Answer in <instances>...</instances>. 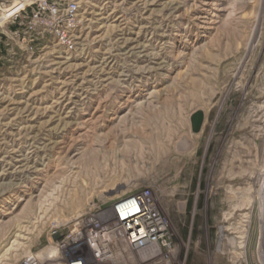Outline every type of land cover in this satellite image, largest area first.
Segmentation results:
<instances>
[{
	"label": "rangeland",
	"instance_id": "obj_1",
	"mask_svg": "<svg viewBox=\"0 0 264 264\" xmlns=\"http://www.w3.org/2000/svg\"><path fill=\"white\" fill-rule=\"evenodd\" d=\"M76 1L72 51L0 34V264L130 195L174 251L104 264H264V0Z\"/></svg>",
	"mask_w": 264,
	"mask_h": 264
},
{
	"label": "built area",
	"instance_id": "obj_2",
	"mask_svg": "<svg viewBox=\"0 0 264 264\" xmlns=\"http://www.w3.org/2000/svg\"><path fill=\"white\" fill-rule=\"evenodd\" d=\"M80 9L81 4L76 0H0V34L7 37V28L16 26L17 30L9 31L21 36L23 41H40L45 35H49L60 42L61 37L65 35L64 27L79 22ZM64 47L67 51L75 48L69 40ZM139 197L141 196L131 195L122 203H115L116 222L114 223L119 222L118 216L120 222H123L132 211L140 213L142 206L138 201ZM159 220L162 221L161 217ZM65 237L58 242L61 243ZM96 239L100 241L95 232L92 233L85 229L78 231L71 240L58 246V255L53 258L52 262L46 264H104L108 261L115 262L116 257L121 256L125 251L137 253L136 248L127 245H124L122 250L113 251L112 245L116 243L113 238L108 237L98 244H96ZM120 241H122L121 238ZM162 241L168 247L172 246L167 231ZM33 255L23 258L20 264H45V261L40 262Z\"/></svg>",
	"mask_w": 264,
	"mask_h": 264
},
{
	"label": "bare ground",
	"instance_id": "obj_3",
	"mask_svg": "<svg viewBox=\"0 0 264 264\" xmlns=\"http://www.w3.org/2000/svg\"><path fill=\"white\" fill-rule=\"evenodd\" d=\"M104 2V3H108L111 0H89L88 2ZM81 16V14H80ZM215 16V15H214ZM80 24V20L79 22H77V24H70L67 27H64V36L61 37L60 42H57L56 44L58 45V47H60L61 49L64 48V45L66 44V42L69 40L70 43H72L75 47L77 45V40H78V36L76 34V29ZM254 45V44H253ZM252 45V46H253ZM252 49V48H251ZM66 50V49H65ZM251 51V50H250ZM251 54V53H250ZM247 57V56H246ZM249 57V56H248ZM247 78V77H246ZM250 78V77H249ZM246 81V80H245ZM246 84V82H245ZM242 87V86H241ZM249 87V86H248ZM251 88V87H250ZM246 90V89H245ZM262 107V106H261ZM262 110V108H259ZM257 110V109H256ZM260 110V113L262 112ZM259 111V110H257ZM257 111H255L257 113ZM257 113V114H260ZM263 113V112H262ZM253 115V114H252ZM259 116V115H258ZM263 116L262 114H260V117ZM264 118V117H263ZM262 118V119H263ZM251 119V118H250ZM253 119V118H252ZM261 119V118H260ZM261 119V120H262ZM258 120V119H255ZM259 120V121H261ZM263 123V122H262ZM250 127V126H249ZM252 127V126H251ZM258 127V126H257ZM264 127V126H263ZM262 128V127H261ZM260 128V129H261ZM252 129V128H251ZM263 129V128H262ZM261 129V130H262ZM255 130V129H254ZM253 130V131H254ZM259 130V129H258ZM257 132H260L258 131ZM263 131V130H262ZM261 131V132H262ZM263 136V135H262ZM29 166V165H27ZM27 166H25L27 169ZM34 168V167H33ZM260 168V167H259ZM35 169V168H34ZM264 170L262 169V172ZM258 172V171H257ZM14 173V172H13ZM22 174V173H21ZM263 174V173H262ZM261 174V175H262ZM24 176V175H23ZM261 177V176H260ZM131 196V195H130ZM127 196L125 198L120 199L118 202H116L117 204L122 203L123 201H125L126 199H128ZM149 200L144 196H141L138 198V201L140 203V205L142 206V210L140 211V213H136L137 211H132L127 219H125V221L120 222L119 216H118V220L119 222L117 223H105L102 225H91L89 224L88 226H85L83 228H79L76 227L74 228L69 234L68 236L65 237V239H63V241L61 243H66L67 241L71 240L72 237H74L75 233L78 231H82V230H88L91 231L92 233L95 232L97 234V236H99L100 241L98 239H96V244H98L99 242H102L101 240L103 239H108L109 238H113L115 239V242H120V238L122 240V242L125 243V245H127L128 247H134L137 249V253L141 258V261H149L152 259H155L159 254L160 251L162 252V248L164 247L166 249V252H170V251H174V249L171 246H167L165 244H163L162 239L164 237V234L167 231V224L166 222H164V220L160 221L159 220V214H157L155 207H153L154 205H152V203L149 202H145V201ZM253 209V208H252ZM259 209V208H258ZM244 214V213H243ZM251 214V213H250ZM247 215V214H246ZM245 215V216H246ZM241 217L242 214L240 215ZM244 216V217H245ZM250 216V215H249ZM252 217V216H251ZM249 218V217H248ZM162 219V218H161ZM245 219V218H244ZM237 221V220H236ZM240 221V220H239ZM238 222V221H237ZM233 223V222H232ZM240 223V222H239ZM248 223V222H247ZM234 225V224H233ZM243 225V224H242ZM245 226V225H244ZM246 227V226H245ZM244 227V228H245ZM228 228V227H227ZM230 228V227H229ZM242 228V226H241ZM248 228V227H247ZM234 229V228H233ZM226 229H223L219 232L218 235L223 234L225 232ZM247 230V229H246ZM231 231V230H230ZM232 231H236V227L235 230ZM240 233V232H239ZM242 233V232H241ZM236 235V234H235ZM223 236V235H222ZM234 236V235H232ZM241 236V235H240ZM154 237V238H153ZM243 237V236H242ZM230 238V237H229ZM232 239V237H231ZM229 239V240H231ZM239 239V238H238ZM237 239V241H238ZM242 239V238H241ZM240 239V240H241ZM247 239V238H245ZM234 239H232L233 241ZM236 241V240H235ZM60 242V241H59ZM57 242H53V244H51V248H53L54 251H56V253H51V254H46V252H41L40 254H34L33 256L35 257V259H38L40 262H43L46 260V258L48 257H52V259L54 257H56L57 251H58V246L61 244ZM234 242V241H233ZM243 242V241H242ZM236 243V242H234ZM239 243V242H238ZM235 245V244H234ZM243 244H241L242 247ZM48 247V248H49ZM168 247V248H167ZM48 248L46 250H48ZM49 248V249H51ZM131 248V249H132ZM236 248V247H235ZM167 249H170L169 251H167ZM164 253V252H163ZM32 254H28L25 256V258L31 256ZM160 256V255H159ZM159 259V258H158ZM161 259V258H160Z\"/></svg>",
	"mask_w": 264,
	"mask_h": 264
},
{
	"label": "water",
	"instance_id": "obj_4",
	"mask_svg": "<svg viewBox=\"0 0 264 264\" xmlns=\"http://www.w3.org/2000/svg\"><path fill=\"white\" fill-rule=\"evenodd\" d=\"M202 120H203V114L201 111H197L191 116L192 129L194 132L200 130Z\"/></svg>",
	"mask_w": 264,
	"mask_h": 264
}]
</instances>
